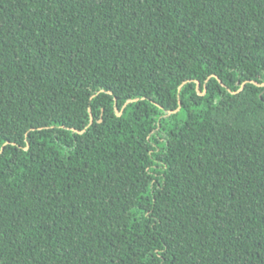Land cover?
Wrapping results in <instances>:
<instances>
[{
    "label": "trees",
    "instance_id": "trees-1",
    "mask_svg": "<svg viewBox=\"0 0 264 264\" xmlns=\"http://www.w3.org/2000/svg\"><path fill=\"white\" fill-rule=\"evenodd\" d=\"M0 264H264V0H0Z\"/></svg>",
    "mask_w": 264,
    "mask_h": 264
},
{
    "label": "water",
    "instance_id": "water-1",
    "mask_svg": "<svg viewBox=\"0 0 264 264\" xmlns=\"http://www.w3.org/2000/svg\"><path fill=\"white\" fill-rule=\"evenodd\" d=\"M198 86H199V84H198Z\"/></svg>",
    "mask_w": 264,
    "mask_h": 264
}]
</instances>
